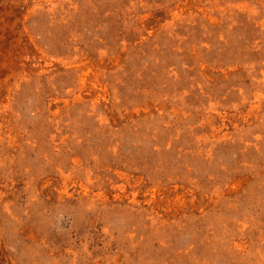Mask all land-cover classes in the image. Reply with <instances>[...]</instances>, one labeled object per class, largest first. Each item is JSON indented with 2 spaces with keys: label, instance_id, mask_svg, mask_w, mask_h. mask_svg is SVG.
Segmentation results:
<instances>
[{
  "label": "rangeland",
  "instance_id": "rangeland-1",
  "mask_svg": "<svg viewBox=\"0 0 264 264\" xmlns=\"http://www.w3.org/2000/svg\"><path fill=\"white\" fill-rule=\"evenodd\" d=\"M0 264H264V0H0Z\"/></svg>",
  "mask_w": 264,
  "mask_h": 264
}]
</instances>
